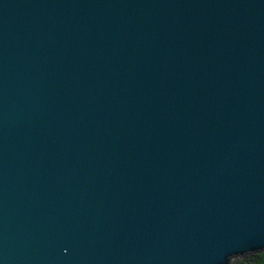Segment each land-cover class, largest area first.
<instances>
[{"label":"water","instance_id":"1","mask_svg":"<svg viewBox=\"0 0 264 264\" xmlns=\"http://www.w3.org/2000/svg\"><path fill=\"white\" fill-rule=\"evenodd\" d=\"M264 252V0H0V264Z\"/></svg>","mask_w":264,"mask_h":264},{"label":"trees","instance_id":"2","mask_svg":"<svg viewBox=\"0 0 264 264\" xmlns=\"http://www.w3.org/2000/svg\"><path fill=\"white\" fill-rule=\"evenodd\" d=\"M230 264H264V252L251 255V256H247L235 262L231 261Z\"/></svg>","mask_w":264,"mask_h":264},{"label":"rangeland","instance_id":"3","mask_svg":"<svg viewBox=\"0 0 264 264\" xmlns=\"http://www.w3.org/2000/svg\"><path fill=\"white\" fill-rule=\"evenodd\" d=\"M242 259H243V258H242ZM237 260H239V259H233L232 262H235V261H237Z\"/></svg>","mask_w":264,"mask_h":264}]
</instances>
